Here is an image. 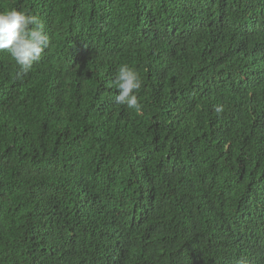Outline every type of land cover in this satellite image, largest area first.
Instances as JSON below:
<instances>
[{
  "label": "trees",
  "instance_id": "1",
  "mask_svg": "<svg viewBox=\"0 0 264 264\" xmlns=\"http://www.w3.org/2000/svg\"><path fill=\"white\" fill-rule=\"evenodd\" d=\"M0 264H264V0H0Z\"/></svg>",
  "mask_w": 264,
  "mask_h": 264
}]
</instances>
